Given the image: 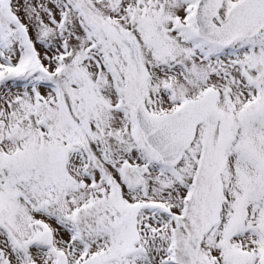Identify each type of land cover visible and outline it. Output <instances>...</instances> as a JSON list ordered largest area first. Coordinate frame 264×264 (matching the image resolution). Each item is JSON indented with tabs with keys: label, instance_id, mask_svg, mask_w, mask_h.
<instances>
[{
	"label": "snow or ice",
	"instance_id": "1",
	"mask_svg": "<svg viewBox=\"0 0 264 264\" xmlns=\"http://www.w3.org/2000/svg\"><path fill=\"white\" fill-rule=\"evenodd\" d=\"M0 264H264V0H0Z\"/></svg>",
	"mask_w": 264,
	"mask_h": 264
}]
</instances>
